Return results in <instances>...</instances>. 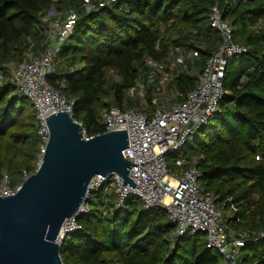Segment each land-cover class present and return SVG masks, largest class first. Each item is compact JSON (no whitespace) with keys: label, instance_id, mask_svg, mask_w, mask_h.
<instances>
[{"label":"trees","instance_id":"16d2710c","mask_svg":"<svg viewBox=\"0 0 264 264\" xmlns=\"http://www.w3.org/2000/svg\"><path fill=\"white\" fill-rule=\"evenodd\" d=\"M215 4L232 26L234 41L248 49L226 65L218 110L194 136L196 167L205 193L237 206L227 223L255 233L264 229V0H115L90 11L82 0H0V69L42 50L50 8L76 10L74 42L56 54L47 81L75 99L73 117L88 135L100 133L105 127L98 106L125 110L136 104L126 92L135 90L139 73L147 71L145 57L166 61L173 50L192 52L187 66L197 73L176 70L173 82L182 92L196 85L220 39L209 20ZM5 76L0 83V177L7 172L17 186L24 171L36 168L39 137L34 105L14 94ZM153 84L146 85L150 105ZM94 193V207L77 217L79 228L61 243L63 264H223L203 232L173 238L175 227L162 208L144 210L130 197L123 209L105 217L100 193ZM246 240L240 250L251 254L244 259L264 264V238L250 234ZM239 259L244 264L240 253Z\"/></svg>","mask_w":264,"mask_h":264},{"label":"built area","instance_id":"2783aa9c","mask_svg":"<svg viewBox=\"0 0 264 264\" xmlns=\"http://www.w3.org/2000/svg\"><path fill=\"white\" fill-rule=\"evenodd\" d=\"M113 1L115 0H99L96 5L94 0H82V7L90 11ZM49 18L51 15L47 13L46 20H50ZM77 19L76 10L65 11L62 17H56L54 22L47 23L42 50L38 53L28 52L20 62L1 64L0 72L10 77L15 86L14 94L27 98L34 105L36 132L39 137L36 167L42 161L49 137L45 120L47 116L56 112H68L70 117L81 125L82 137L85 140L99 134L86 133L81 122L73 117L75 99L67 98L47 81V76L53 71L54 57L73 33ZM209 20L211 28L219 33L220 39L206 60L193 88L183 92L176 89L173 94L174 101L166 98L165 90L156 91L151 88L152 101L158 100L150 105L144 98L146 85L162 84L166 81V76L171 75L167 73V69L172 64L145 57L143 64L147 71H141L137 77L136 106L123 110L116 105H109L100 109L99 121L105 127L103 132L126 130L128 147L122 150V155L137 164L132 165L128 173L137 185L133 189L127 184H122L116 173L93 176L76 213L63 222L57 238L59 244L65 236L79 228L77 217L90 211L89 198L94 192L100 193L99 207L104 216L123 209L130 197H136L144 210L162 208L175 227L174 233L177 236L203 232L207 247L222 256L223 264H242L237 262L236 258L239 257L240 248L244 246L250 234L254 235L256 240L264 238V229L255 233L248 230L237 231L227 223V219L234 217L238 208L232 199H229L228 203H218L217 196L204 192L200 183L202 172L196 167V155L174 158L173 164L180 168L179 171L170 169L167 164L166 157L180 151L188 138L216 113L224 94L221 78L225 67L235 56L244 54L248 49L246 45L234 41L232 26L222 18L217 4L212 7ZM175 52L178 53V71L188 72L187 63L192 57V52L182 48L176 49ZM174 79L175 73L171 81ZM28 175L24 171L23 179ZM18 187L19 185L10 184L7 172L2 173L0 196L13 195ZM228 212L229 216L225 215ZM236 220L238 221V218Z\"/></svg>","mask_w":264,"mask_h":264},{"label":"water","instance_id":"95a60500","mask_svg":"<svg viewBox=\"0 0 264 264\" xmlns=\"http://www.w3.org/2000/svg\"><path fill=\"white\" fill-rule=\"evenodd\" d=\"M49 137L42 161L13 195L0 196V264H63L57 238L76 213L97 174L116 173L135 188L134 164L122 155L126 130L101 132L88 140L68 112L45 118ZM239 262V257L236 258Z\"/></svg>","mask_w":264,"mask_h":264},{"label":"rangeland","instance_id":"374dc122","mask_svg":"<svg viewBox=\"0 0 264 264\" xmlns=\"http://www.w3.org/2000/svg\"><path fill=\"white\" fill-rule=\"evenodd\" d=\"M48 14H50L51 16H55V17H62L64 14H65V12H57V11H55V9L54 8H50L49 9V11H48ZM50 19V21H48V22H54V20L55 19H51V18H49ZM260 25V24H259ZM258 26V25H257ZM72 42H74V38H72V37H68L67 38V40H66V42L63 44V47L64 46H68V45H70V44H72ZM28 53V52H27ZM26 53V54H27ZM173 53V55L171 56V55H169L168 56V58H167V63L168 64H172V65H174V67H172V65H171V67H169L167 70H169L170 71V73L169 72H167V73H169V74H171V75H167L166 76V78H167V80L166 81H164L162 84H157V86L155 85V87H153L152 89H154V90H156V91H159V90H165V94L167 95V97L166 98H169L171 101H174V99H173V94L175 93V91H176V87H175V83L174 82H172L171 81V78L174 76V72H173V69L174 70H177V69H179V66L177 65V63H178V53L177 52H175V51H173L172 52ZM26 57V56H25ZM24 57V58H25ZM194 57V56H193ZM179 64H182V63H179ZM188 72L189 73H192V75L193 74H195V73H197V71L195 70V69H193V70H191V69H188ZM113 74H109V77H111V78H116L117 79V77L116 76H112ZM6 78V76H5V74H3L2 72H0V83L2 82V80H4ZM170 80V81H169ZM151 89V90H152ZM150 90V91H151ZM126 94H127V96L129 97V98H131V100L133 101L132 103L134 104V102L137 100V96H136V92H135V90H129V91H127L126 92ZM152 94L150 93V96H151ZM147 96H148V94L146 93L145 94V99H147ZM152 99H153V97H152ZM158 99H154L152 102L154 103V101L156 102ZM164 100H165V98H163L162 99V101L164 102ZM106 101V100H105ZM136 105H132L131 106V108L132 107H135ZM101 107L102 106H98V112H100V109H101ZM197 134V132L194 134V135H192L191 137H189L188 138V140H187V142H186V144L184 145V147L180 150V151H178V152H176V153H174V154H169L167 157H166V160H167V164H168V167L170 168V169H172V170H175V171H179L180 170V168H178V167H176L174 164H173V160H174V158H176V157H178V156H189V155H191L192 153H193V155H194V152H196V144H195V142H194V139H195V135ZM96 195H95V193H94V195H93V198L90 200V206H91V208H93L94 207V205L92 204V201L94 200V197H95ZM134 198H136V197H134ZM140 205V204H139ZM138 205V206H139ZM226 211H227V209H226ZM229 212L228 213H225V215H227V216H229ZM107 216V215H106ZM105 216V217H106ZM232 227V226H231ZM233 228V227H232ZM233 229H235V228H233ZM235 230H237V231H241V230H243V231H245V229L244 228H240V229H235ZM173 238H174V236H175V233H173ZM251 254V251L249 250V249H247V248H245V249H241L240 250V256H241V258L242 259H244V255H250ZM243 263L244 264H251V261H250V259H244L243 260Z\"/></svg>","mask_w":264,"mask_h":264},{"label":"crops","instance_id":"0c3cea01","mask_svg":"<svg viewBox=\"0 0 264 264\" xmlns=\"http://www.w3.org/2000/svg\"><path fill=\"white\" fill-rule=\"evenodd\" d=\"M177 70H178V69H177ZM166 71H167V70H166ZM175 71H176V70L173 69V72H174V73H175ZM168 72L170 73L169 70H168ZM191 74H192V73H191ZM155 85L157 86V84L154 83L153 85H150L148 88L151 89V88L155 87ZM150 93H151V91H150Z\"/></svg>","mask_w":264,"mask_h":264}]
</instances>
